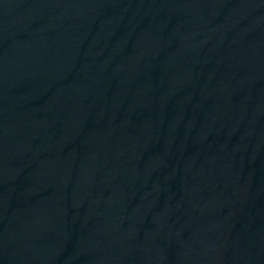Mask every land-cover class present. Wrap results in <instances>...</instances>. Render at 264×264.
Wrapping results in <instances>:
<instances>
[{"label":"water","instance_id":"obj_1","mask_svg":"<svg viewBox=\"0 0 264 264\" xmlns=\"http://www.w3.org/2000/svg\"><path fill=\"white\" fill-rule=\"evenodd\" d=\"M227 1L0 0V264Z\"/></svg>","mask_w":264,"mask_h":264}]
</instances>
